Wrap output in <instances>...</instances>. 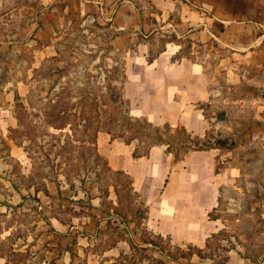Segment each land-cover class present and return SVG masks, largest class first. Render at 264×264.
<instances>
[{"label":"rangeland","instance_id":"obj_1","mask_svg":"<svg viewBox=\"0 0 264 264\" xmlns=\"http://www.w3.org/2000/svg\"><path fill=\"white\" fill-rule=\"evenodd\" d=\"M138 1L150 8L148 0ZM87 4L86 0H0V264H46L54 254L51 244L57 245L61 232L54 231L53 223L62 232L73 224L94 234L91 243L101 254L125 236L130 248L119 257V264H160L164 256L174 259L172 264H264V215L249 205L255 196L264 195V64L248 63L240 55L231 59L224 46H192L182 39L175 57L185 55L201 63L210 82V99L201 104L205 136L211 142L228 141L216 165L223 169L232 164L241 170L235 184L221 186L218 205L212 209L224 227L215 233L208 229L201 236L204 243L172 242L170 236L144 227V194L132 189L129 173L113 169L100 153L112 137L108 126H120L116 114L128 105L118 101L111 109L109 91L121 93L124 55L135 47L138 35L126 47L109 46L114 29L99 25L86 13ZM163 33L154 36L150 56L169 38L168 32ZM49 89L52 106L67 111L61 119L68 121L64 128L47 122L44 104ZM81 106L96 120L102 119L97 143L89 140L93 130L80 125ZM121 122L132 126L125 130L126 137L132 130L146 134L144 141H133L139 150L154 139L181 140L188 131L180 124L158 132L154 126L163 122L138 126ZM119 140L117 150L124 153L125 140ZM170 148L179 155L185 151L175 143ZM115 214L123 216L118 229ZM101 219L110 223L97 226ZM144 239L147 245H142ZM160 251L161 256L154 254Z\"/></svg>","mask_w":264,"mask_h":264},{"label":"crops","instance_id":"obj_2","mask_svg":"<svg viewBox=\"0 0 264 264\" xmlns=\"http://www.w3.org/2000/svg\"><path fill=\"white\" fill-rule=\"evenodd\" d=\"M148 1L150 8L138 0H86L85 12L117 32L110 39L117 48L126 47L134 35L139 37L124 55V92L132 113L152 122L180 124L193 135L205 136L201 104L210 99V82L201 63L185 55L175 57L183 47L182 39L192 46H224L230 50L231 59L240 55L248 63L264 64V0ZM163 32H168L169 38L149 61L154 36ZM262 124L264 130V121ZM109 141L100 153L113 169L129 173L134 189L144 194L143 224L149 232L168 235L172 242H205L201 236L205 237L208 229L215 233L224 227V220L210 217L209 212L218 205L220 187L235 184L241 170L228 164L216 172V159L225 147L190 150L176 160L167 144L153 145L148 154L136 157L133 141H122L124 153L117 150L119 137H109ZM249 205L264 215V195L255 196ZM117 215L115 225L122 224L123 216ZM103 221L107 225L106 219L97 220V225ZM69 226L70 231L62 232L53 223L54 231L61 232L57 245L51 244L54 254L46 264H99L102 258L111 261L130 248L129 239L120 236L101 254L91 243L94 234L80 231L78 225ZM156 253L162 255V251ZM164 257L167 264L174 263L171 257Z\"/></svg>","mask_w":264,"mask_h":264},{"label":"trees","instance_id":"obj_3","mask_svg":"<svg viewBox=\"0 0 264 264\" xmlns=\"http://www.w3.org/2000/svg\"><path fill=\"white\" fill-rule=\"evenodd\" d=\"M99 25H103V24H99ZM116 33L117 32H114L110 36V38L108 40L109 46H111V47L113 46V44L110 42V39ZM174 37H176V36H174ZM154 57H155V55H152V56H150L148 58V60L151 61V60H153ZM58 71L63 76V74L61 73V71L63 72V69L59 68ZM48 74H50V73H48ZM123 76H124V80H123V84H122L121 93H116L113 90L109 91V99L111 100V103L109 104V107H112L111 109H114L115 106H118V101H120L121 103L122 102L125 103L127 101L128 105H129V101L126 98L125 92H124V84H125V81H126V72L125 71L123 72ZM50 94H51V89H49L48 94L45 96L46 102L44 104V106L46 107L45 115H46V118H47V122H48L49 125H53L56 128H64V126H66V124H68V121L61 120V119L63 117H65V115L67 114V111H65V109H58L57 107L52 106L51 103H53V101H52L53 99L50 97L51 96ZM128 105H127L126 109L123 112L121 111L120 114H116L117 115V119H120V126L119 127L117 125L114 126V127H109L108 126V132L111 134L112 137H122L126 142H132L134 140H138L139 142L140 141H144L145 138H143V137L146 134L143 131H141V130H132L131 131L132 132V136L131 137H126L125 130H128V129L131 130L130 127H132V126H129V125H126L125 123H122L121 120L123 119V120H125V122H127V121L131 122V124L133 126H138L140 124V122H147V123L149 122V123L152 124V121H149L145 117L137 116V115L132 114L131 110H130V106L128 107ZM80 110H81V112H80V116H81L80 121L82 120L80 125L83 126L84 128H86V130H90V129L93 130V134H91L89 140L92 141V142L97 143V141H98V131L100 130L99 129L100 125L102 126V119H100V120L97 119L96 120V118H93V116H91V114L87 113L88 111L84 108V106H81ZM95 110L97 112L95 116L98 117L100 115L99 109L95 107ZM154 127H155V129L158 130V132H160L161 131L160 130L161 127L170 128V127H172V125L170 123H164L163 125L162 124H156ZM148 137H150V136H148ZM172 143H175V145H177V146L178 145L183 146L185 148V151L182 152L181 155H179L177 149H171L170 148ZM227 143H228V141L226 139H223V138H219L216 141L211 142L206 136L193 135L188 130L187 131V136L185 138L181 139V140H178V139H172V140H167V139L157 140V139H154L151 142H149L148 146L145 147V149H143V150H139L140 149L139 146L136 145L135 148H134V151H133V155L136 156V157L137 156H143V155L148 154V152L150 151V148L153 145H156V144H167L168 145L167 146L168 150L170 152H172L173 155H174V158L176 160H178V159H181L185 155V153H187L190 150L205 149V148H210V147H227ZM117 171L124 172L123 170H117ZM219 171H221V169H220L219 165L217 164L216 165V172H219ZM131 185H132L131 186L132 189L134 191H136L137 193H139L137 190L134 189L132 176H131ZM114 186H115L116 192L119 195V192L117 190V185L114 184ZM220 189H221V187H220ZM212 212L213 211L211 210L210 211V215L213 218L221 217L220 215H215L214 216L212 214ZM109 223H110V219H107V224H109ZM114 227L118 229V225H116ZM145 240L146 239H144V241ZM149 241L152 244H155L154 241H152V240H149ZM145 242H147V241H145ZM123 254L124 253H122L120 256H122ZM119 257L113 259L110 264H119V263H117L119 261V259H120ZM160 262H161L160 264H167V262H165L164 260H160ZM145 263L152 264L150 262H144L142 264H145ZM99 264H104V263H103L102 260H100Z\"/></svg>","mask_w":264,"mask_h":264}]
</instances>
